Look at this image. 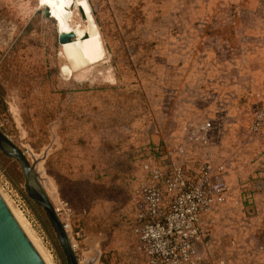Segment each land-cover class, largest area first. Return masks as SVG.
<instances>
[{"label":"rangeland","instance_id":"rangeland-1","mask_svg":"<svg viewBox=\"0 0 264 264\" xmlns=\"http://www.w3.org/2000/svg\"><path fill=\"white\" fill-rule=\"evenodd\" d=\"M87 2L106 57L84 67L62 49L60 27L41 0H0V127L38 160L80 264L99 258V241L85 244L80 233L91 204L128 196L132 209L144 163L168 162L191 174L206 163L226 169V205L205 217L207 264H264V127L251 130L264 96L255 82L248 98L253 78L238 75L247 57L256 63L262 54L264 0ZM71 4V26L90 29L78 0ZM0 190L53 263L68 264L50 217L26 193L19 162L1 150ZM126 213L128 246L108 252L104 264L126 261ZM100 214L88 226L96 237Z\"/></svg>","mask_w":264,"mask_h":264},{"label":"built area","instance_id":"built-area-1","mask_svg":"<svg viewBox=\"0 0 264 264\" xmlns=\"http://www.w3.org/2000/svg\"><path fill=\"white\" fill-rule=\"evenodd\" d=\"M263 127L264 108L255 114L251 130ZM164 166L143 165L146 180L129 218L136 237L135 258L127 264H207L205 217L226 205L230 193L226 169L206 163L191 174L175 163ZM72 244L76 250L77 243Z\"/></svg>","mask_w":264,"mask_h":264},{"label":"water","instance_id":"water-1","mask_svg":"<svg viewBox=\"0 0 264 264\" xmlns=\"http://www.w3.org/2000/svg\"><path fill=\"white\" fill-rule=\"evenodd\" d=\"M81 10L84 11L81 6ZM50 13V11H48ZM76 37L74 31L60 32L59 42L67 43ZM0 150L17 160L25 176L28 197L42 205L50 217L67 256L68 264H80L68 230L62 221L51 196L41 182L36 161L31 162L26 153L16 145L0 127ZM0 264H48L31 237L14 216L0 192Z\"/></svg>","mask_w":264,"mask_h":264},{"label":"crops","instance_id":"crops-1","mask_svg":"<svg viewBox=\"0 0 264 264\" xmlns=\"http://www.w3.org/2000/svg\"><path fill=\"white\" fill-rule=\"evenodd\" d=\"M251 46V45H249ZM259 49H262V54L260 56H258V61L255 63V61H252L249 57H247V59L251 62H247V65H243L241 67V69L239 70L238 75L240 74V77L243 79H247V80H251V77L253 78V82L252 83H248L245 86V91L244 94H246V96L249 98V96L251 95L252 97L255 95L254 93H250L249 90L253 91V92H257L258 90H255V88L257 87V85H254L255 82L258 83V86H260L261 88L259 89L261 92L260 95L264 96V43H262L261 45L257 46ZM254 57V56H253ZM255 58V57H254ZM230 61V60H228ZM224 64H228L226 61L224 62ZM248 64H252V70L249 69V65ZM219 69L216 68V71H218ZM227 73H229V71L227 70ZM216 74V73H215ZM232 75L234 73H231ZM230 85V84H228ZM234 87H230L229 89L226 88V92L230 91L231 93V89ZM229 93V94H230ZM222 94V93H219ZM231 95V94H230ZM145 164V163H144ZM144 171V169H143ZM145 174V172H144ZM146 178V176H145ZM144 178V179H145ZM146 180V179H145ZM139 184V183H138ZM108 188L110 187V185H106ZM124 194L126 193L125 189L123 188ZM263 193H264V188H263ZM260 194V192H259ZM103 198V199H102ZM100 201H94V203L96 204H91L90 208L86 210V219L87 217H89L90 221H86V219L84 220V224L82 225L83 227L81 228V234L83 235V239L82 242L83 243H90L93 242L91 240V236L94 237V242L96 240L99 241V252H98V260L95 262V264H98L99 261H101V263L104 262V259H106L104 256H106L107 254H111V256H117V252L116 250H123L125 249V247L128 246L127 243V231L125 232V227L123 225V223H125L124 219H123V215L127 212H132L131 209V202L128 196H126L125 199L120 200V199H114L111 198L110 196H104V197H99ZM96 205V206H94ZM260 208L264 209V201L259 203ZM111 209H113V211H110ZM98 212H101L99 216V228H98V233L100 236H94L95 234H91L92 232H90L91 230H89V227L91 223V221H94V215L98 214ZM126 213V214H127ZM129 213V214H130ZM263 218H264V210H263ZM131 215V214H130ZM104 216V217H101ZM130 218V217H129ZM126 220V218H125ZM129 221V222H128ZM123 222V223H122ZM127 225L131 228V224H130V220H126ZM85 223H88V225H85ZM129 228V229H130ZM94 231V230H93ZM132 243L131 246L128 248L129 251L127 253V255L125 256L126 261L123 264H127L129 261H132L135 257L132 254V247H133V243L135 242V235L134 232L132 230ZM79 234V232H78ZM110 249H112V251H110ZM89 252V251H88ZM109 252V253H108ZM78 255V254H77ZM117 263V262H116ZM122 264V262H121Z\"/></svg>","mask_w":264,"mask_h":264},{"label":"bare ground","instance_id":"bare-ground-1","mask_svg":"<svg viewBox=\"0 0 264 264\" xmlns=\"http://www.w3.org/2000/svg\"><path fill=\"white\" fill-rule=\"evenodd\" d=\"M41 3L44 6L48 7L52 18L56 20L58 27H60L61 33L70 32V31H74L76 33L77 36L75 38H73L71 41H68L67 43L62 44V49L65 51L67 56L75 60L76 65L80 64L85 67L91 64L93 65L105 59L106 52L104 49L103 41H102V38L99 32V29L93 20L92 14L90 13V7H89L87 0H78V5L83 7L85 11V12L83 11L84 14L86 13L85 15L88 17V19H90V23H91L90 26H92L90 27V29L87 27L86 29L80 28V27L73 28L71 26L70 24L71 15H70V11L68 10V8L69 6L72 5L71 4L72 0H41ZM86 33H87V37L84 36ZM64 72L68 73L69 75V73L71 72V69L66 66L64 67ZM52 184L54 185V183ZM0 192L2 196L4 197L5 201L7 202L8 206L10 207L11 211L13 212L14 216L16 217V219L19 221V223L22 225V227L25 229V231L28 233V235L31 237L33 242L36 244V246L39 248V250L43 254L47 263L54 264L55 262L53 263L51 256L43 249V247L39 243L38 238L31 231L28 225L29 223H27L26 221L27 219L24 218L21 211H18L14 207H12L6 195H4V193H2L1 190ZM54 199L56 200V198ZM85 260H86L85 264L86 263L90 264L93 261V259H90V258H87Z\"/></svg>","mask_w":264,"mask_h":264}]
</instances>
